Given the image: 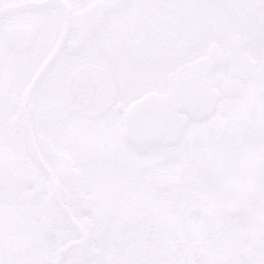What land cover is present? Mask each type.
<instances>
[{
    "label": "snow or ice",
    "instance_id": "obj_1",
    "mask_svg": "<svg viewBox=\"0 0 264 264\" xmlns=\"http://www.w3.org/2000/svg\"><path fill=\"white\" fill-rule=\"evenodd\" d=\"M138 3L233 4L258 13L264 38V0H136ZM3 3V0H0ZM5 23L0 14V27ZM223 177L231 189L223 204L232 211L228 220L216 216L194 231L179 248L145 254L120 264H264V110L245 121L224 142ZM209 225L215 239L208 238ZM0 264H10L0 255Z\"/></svg>",
    "mask_w": 264,
    "mask_h": 264
},
{
    "label": "flooded vegetation",
    "instance_id": "obj_2",
    "mask_svg": "<svg viewBox=\"0 0 264 264\" xmlns=\"http://www.w3.org/2000/svg\"><path fill=\"white\" fill-rule=\"evenodd\" d=\"M13 1H25V0H3V3H0V7H2L3 5H6L8 3H11ZM71 1L72 0H68L69 3H71ZM57 7H59V6H57ZM55 9H56L55 6L51 7L48 10V14H49L48 16H46L45 9H33V10H30V12L29 11H25V12H22V14L18 15V16L5 15V16H3L4 17V21H5L4 24L5 25L11 24V21H12L13 18H15V19L19 18L24 23H28V22L29 23H45V21L48 20V22L56 24ZM26 10H28V9H26ZM72 18H73L72 22L75 23L76 26H77V29L81 31L83 26H86L87 24L92 22V20H93V12H89V13L74 12V15L72 16ZM177 23H180V22H177ZM149 28L151 30L154 29V27L150 23H149ZM180 30H181V27H179V31ZM32 50H33L34 54H37V53H39L42 50V48H40V47H32ZM0 54L8 55V56L14 55V54H12V51L9 50V49H5L4 51H0ZM24 54H28V52H26ZM116 131L117 132L119 131L118 128H116ZM144 238H145V235H144V233L142 231V227H139V230L129 231L127 248L131 247V248L139 249L141 247L140 242H145ZM138 254H139L138 251L134 252L132 255L130 253H125L122 256V259L123 260L136 259Z\"/></svg>",
    "mask_w": 264,
    "mask_h": 264
},
{
    "label": "rangeland",
    "instance_id": "obj_3",
    "mask_svg": "<svg viewBox=\"0 0 264 264\" xmlns=\"http://www.w3.org/2000/svg\"><path fill=\"white\" fill-rule=\"evenodd\" d=\"M229 101H230V104L233 107L232 108V110H233L232 113L234 115H236L239 112H242V114L239 115L240 118L243 117V116H246L245 113L248 112V111H250V114H249L248 117H251L253 115H257L261 110H264V108L262 107L260 110L255 111L254 114H253V112L251 110L252 103H249L247 98H245V96L243 98L241 97V98L229 99ZM221 117L225 120V123H226L225 129L228 128V126L232 123V122L229 121L230 116L229 115H221ZM205 123H207V122L205 121ZM240 126L241 125L237 126L236 129H238ZM208 127L209 126H207L205 129H208ZM222 127H220V128L222 129ZM222 130H224V129H222ZM172 167L173 166H171V168H167V169L164 168V170L169 172L172 169ZM157 175H164V174L157 173ZM150 180H151V183H154L153 187H155L156 189L159 188V187H163L164 185H167V184H165L162 181V177L161 176L157 177L156 175H148L146 177V181H150ZM146 188H147L146 185H141V190H142L141 193H143L144 190H146ZM154 197H156V196H154ZM145 205H147V204H145ZM152 206L153 205H150L148 207H152Z\"/></svg>",
    "mask_w": 264,
    "mask_h": 264
}]
</instances>
